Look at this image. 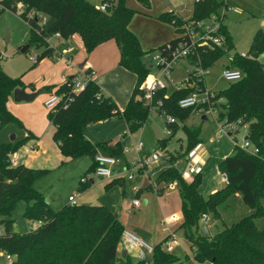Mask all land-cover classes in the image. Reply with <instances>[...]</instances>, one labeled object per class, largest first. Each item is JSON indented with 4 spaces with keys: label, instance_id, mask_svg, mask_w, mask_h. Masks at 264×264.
Here are the masks:
<instances>
[{
    "label": "trees",
    "instance_id": "trees-1",
    "mask_svg": "<svg viewBox=\"0 0 264 264\" xmlns=\"http://www.w3.org/2000/svg\"><path fill=\"white\" fill-rule=\"evenodd\" d=\"M149 6V0H138ZM109 6L105 12L88 0H2L0 15L10 10L19 12L17 5L22 3L23 11L19 15L31 23L35 20L27 17L29 12L43 13L52 17L51 24L42 32L30 28L31 42L37 48H43L38 61L50 57L57 47L49 45V38L58 33L64 40L78 33L87 53L99 44L114 39L120 50L119 64L136 75L133 94L126 107L121 111L111 97L101 94L94 79L79 92H71L69 76L56 93L69 97L67 105L58 104L49 109V118L55 130L53 139L61 154L67 158L89 156L92 159L88 171H94L95 156L98 148L84 134L91 123L123 118L129 131L140 129L148 120L153 108L165 111L175 118L185 119L195 108H181L179 100L190 92V88L175 89L166 95L165 89L158 90L151 104H143L139 96L140 85L150 72V66L143 61L142 50L136 35L129 29L128 23L134 10L127 6L126 0L103 1ZM220 3L217 0H197L194 2L193 15L184 20L178 15L164 12L160 18L175 26L177 36L159 46L161 52L166 45L174 47L179 40L181 26L188 20H203L218 14ZM35 11V12H34ZM227 39V46L207 51L199 50L202 65L211 66L220 57L230 54L233 44L231 36L223 22L219 27ZM264 52V35L256 33L247 53L232 55L231 63L243 72L240 80L229 82V86L218 92L223 99L219 104L218 119L238 126L247 125V139L259 148L257 154H250L235 144L231 155L225 156L219 163L220 171L227 174L228 182L224 187L210 193L207 197L199 191L200 178L186 183L181 172L175 167L178 159L166 158L167 165L156 177V183H181L180 198L182 222L180 228L185 232L192 257L181 259L163 248L165 238L154 246L149 264H187L193 259L198 264H264V63L260 55ZM54 55V56H56ZM195 58H192L193 61ZM36 64V63H35ZM89 71V70H87ZM23 86L21 78H12L0 70V130L11 122L19 121L7 106L9 97L17 87ZM162 105L157 107V100ZM174 124L169 127L174 128ZM188 153L197 146L200 139L199 126H184ZM174 134L172 132L170 136ZM26 140L0 144V225L4 232L0 234V253L11 255L12 264H145L144 260L133 261L131 257H120L118 245L122 239L124 226L108 207L101 204H67L54 210L45 196L33 183L43 174V169H35L23 164L13 165L10 155L15 153ZM160 147L166 148L167 140L159 139ZM100 146L107 148L106 143ZM159 147V148H160ZM113 156L123 152L118 143L109 147ZM88 180L82 184L88 183ZM19 200L27 202L24 215L38 222L36 228L27 233L12 231L11 212ZM249 209V213L226 224L214 235L199 233L200 217L204 213L214 218L222 217V210L235 214L236 202ZM240 204V205H241ZM224 212V214H225ZM227 215V214H226ZM260 221H263L260 224Z\"/></svg>",
    "mask_w": 264,
    "mask_h": 264
},
{
    "label": "rangeland",
    "instance_id": "rangeland-1",
    "mask_svg": "<svg viewBox=\"0 0 264 264\" xmlns=\"http://www.w3.org/2000/svg\"><path fill=\"white\" fill-rule=\"evenodd\" d=\"M88 1L98 6L106 0ZM107 1L113 2L115 0ZM169 1L172 2V0H149V6H145L138 0H126L127 6L135 11L129 20L128 27L138 38L141 48L145 52L143 61L148 63L149 66L153 63V56L160 51L159 46L169 41L168 39L171 40L177 36L175 26L170 21L160 18L162 13L172 9ZM227 3L229 6H237L241 10L240 14H235L231 9L225 8L223 4L218 9V15L223 16V22L227 25L230 35L233 38L235 49H231L229 53L234 54V51L239 53L247 52L256 33L261 32L264 35V13L260 14L258 10L249 7V3L243 0H227ZM252 3L256 6L253 0ZM173 5H175L174 10L177 12V15L182 19H188L193 15V0H174ZM37 15L40 16V21L36 22V24L21 17L19 12L15 13L6 10L0 15V70L12 78L23 77L31 64L29 56L40 54L43 50V48H37L31 42L30 28L33 27L36 30H40L41 27L47 28L53 19L43 13H37ZM42 16L46 18L44 22L42 21ZM166 36L169 37L157 43V38L162 39ZM25 45H29V48L25 53H22L20 49ZM260 60L264 63V52L260 55ZM227 62L228 56L225 54L210 67L209 73L204 77L206 89L218 93L229 86L230 83L220 76ZM190 69L191 66L185 61H182L175 65L171 79L164 75L162 76V79L167 85L165 88L166 95H170L182 84L183 80L187 78V73ZM155 72V68L150 69L151 74ZM41 89L44 90V88ZM139 94L142 96L143 90L140 89ZM29 103L36 104L35 99L24 102L23 104ZM142 103L145 104L147 102L142 100ZM43 109L49 123V130H46L45 135L40 138L43 139L41 148L45 150V153L35 158L28 157L26 162L22 159L21 164L29 163L30 165L26 166L44 170L43 174L34 180L33 185L45 196L54 210L61 209L67 202L70 194L75 196L76 204H89L83 202L82 199L85 193H92L96 198L95 204H102L107 197H110L111 200L115 199V203H117V212L119 213L124 210L123 213H125V208L129 209L128 202L135 194L133 186L141 187L143 180L150 179L149 176L153 172V168H156L159 162L148 163L143 172L138 171L134 164L139 160L151 156L154 152L159 154L161 163L165 162L166 158L177 157L178 159L174 162V165L181 172L183 180L186 183H190L195 176H198L200 178L198 189L204 197H207L211 192L225 185L222 180L223 174L219 168L220 161L225 156L231 155L234 151L235 144L241 145L247 136L246 124L239 125L237 129L232 130L229 126H225V119H218V110H215L212 114H205L207 119H203L204 113L200 114L195 109L183 120L177 117L175 118L176 123L172 129L174 134L169 137L167 130L171 127L167 123L168 115L160 113L161 110L152 107L147 122L140 129L134 132L127 131L128 135L124 141L127 142L126 145L130 147V150L116 155L118 162L115 166V174L118 176L101 178L94 171H88L92 163L89 156H81L74 160L64 162L60 161L59 150L52 138L53 134L51 131L53 130V125L49 121V109L45 105ZM21 113L24 115L25 121H29L30 123L38 122V114L34 111L30 112L28 109H23ZM41 114H43V111H41ZM110 121H101V123H108ZM9 124L16 126L19 132H23L26 129L21 118H19V121ZM185 125L200 127L201 141L188 153H186L187 137L183 130ZM155 127L162 133L161 138H158ZM88 128L86 127L84 131ZM13 133L16 134V132ZM10 136V134L6 135V131L1 129L0 144L9 142ZM105 139L97 138L96 140H90L97 146L98 152L103 155L108 154L105 148L100 146V144L106 143ZM159 139L167 140L166 148L160 147ZM140 141L143 145L139 151H136L134 146ZM19 151H23V148ZM21 155L23 157L25 156L24 153H21ZM191 166L197 168L196 173L191 174L189 172L188 169ZM130 175L132 176L131 178L129 177ZM117 177H123L125 180L124 185L122 186L117 183L112 185V188H107L106 182ZM83 178H92L93 183L90 184L88 182L84 185L82 184ZM169 184H161L162 187H159V194L152 190L142 189L137 197L140 199L142 206H147V209L144 208L142 211L141 207L139 213L138 210H135V212L127 213V215L130 219L133 217V222L141 224L142 232L138 233L134 231L136 235L153 246L165 238L170 239L172 236L170 234L174 233L173 240L176 239V245L171 252L181 259H186V255L192 257V252L189 242L185 237V232L180 228L182 222L180 206L181 183L174 180L172 187H169ZM168 192H170L169 195H167ZM161 202L164 205L163 209L165 212H169L170 215L176 213L179 217L178 220L171 223L172 226L170 229L164 220V214L160 207ZM240 204L237 200L236 208H234L236 209L235 214H232V208L229 212L221 209V218H214L210 214L209 234L203 233L201 229H199V233L214 235L222 230L226 224L248 214L249 209ZM26 205L27 202L25 200H19L11 212L10 218L13 220L12 231L14 232L27 233L31 231V228H36L39 225L38 222L32 224L25 217L24 211ZM262 223L263 221H260V224ZM3 232L4 228L0 225V234ZM127 251L133 261L138 260L137 255L139 254V250L137 248L128 245ZM152 256V252H146V258L148 260H151ZM8 263L7 257L4 254H0V264ZM187 264L198 263L191 258L187 261Z\"/></svg>",
    "mask_w": 264,
    "mask_h": 264
},
{
    "label": "crops",
    "instance_id": "crops-1",
    "mask_svg": "<svg viewBox=\"0 0 264 264\" xmlns=\"http://www.w3.org/2000/svg\"><path fill=\"white\" fill-rule=\"evenodd\" d=\"M173 1L174 0H172V2L169 1V4L172 7V9L171 10L169 9V11H166V12L172 11L173 13L177 15V12L174 10L175 5H173ZM243 1H245L246 3H249L250 5L249 7H253V9L258 10L260 14L264 13V0H253L256 6L253 5L252 0H243ZM226 3H227V0H226ZM193 7H194V0H193ZM233 13L240 14L241 10L239 9V12L233 11ZM227 30L229 32L228 28ZM167 37L169 36H166L162 39L157 38L156 39L158 40L157 43L161 42V40L166 39ZM168 40L170 41V39ZM231 40L233 44L232 49H235L232 37H231ZM48 41L49 43H51L52 46L57 47L56 52H58V55L60 56L58 55L54 56L56 55V53H54V55L50 57H44L43 59L38 61L36 64L31 61L29 68L24 73L23 77L21 76V79L23 82V86H21V88H24L26 92H38L37 96L34 98L36 104L34 103L33 104H30V103L23 104L24 102H28V101H16L13 97V94L9 97V100L7 103L8 109L16 117H18V119L21 118V120L24 122V126L26 127V129L23 130V132L17 131L16 126H12L10 124H7L3 128V131H6V135L8 134L12 135L14 134L13 132H16L15 134L16 137L13 142L20 141V140H26L25 141L26 143H24L15 152L16 153V164L15 165L21 164L22 159L24 160V162H26L28 157L35 158V157H38L40 154L45 153V150L41 148L43 139H40V138L45 135L46 130H49V123L46 119V113L43 108L45 105V101L48 100L53 94H56L57 88H59V86H61L65 82L62 76L69 77V76L79 74L81 71H85V70L92 71L93 79L99 85L101 94L111 97L121 111L124 110L129 99L131 98L133 91H134L135 84H136V80H137L136 75L119 64L120 50L114 39H110V40H107L99 44L90 53L86 52L82 38L78 33L73 34L68 39L64 40L63 42H61L60 40L52 36L49 38ZM150 44L152 45V43ZM67 47L71 48L70 52H67ZM248 51L245 53L247 54ZM235 52L237 51H234V53ZM232 55L233 54L231 53L227 54L228 56L227 64L229 63V60ZM227 64H225V66H227ZM41 88H44L45 91L42 90ZM43 91L45 94L43 93ZM136 98H138V96ZM23 109H28V111L30 112L34 111L35 113H37L38 122L30 123L29 121H25V117L21 113V110ZM41 111H43V114H41ZM110 120H109L110 122L108 123H101V122L91 123L88 126L89 130L87 129L86 131H84L85 136L89 138V140H96L97 138L98 139L106 138L105 142H106L107 148H105V150L108 152L107 155H111L109 147L110 148L115 147L118 143L122 144L123 146L126 145L127 142H125L124 140L127 138V135H128L127 131H129L128 124L123 118L116 117ZM11 123H14V122H11ZM51 125L53 124L51 123ZM155 129H156L158 138H161L162 133L156 127ZM54 130H55V127L53 125V130L51 131L52 134L54 133ZM52 138H53V135H52ZM54 142L57 145V148L59 150V156L61 157L60 161L64 162V161L76 159V158L64 157L61 154L58 144L56 143L55 140ZM22 148H23V151H19ZM129 148L128 150H130ZM21 153H24L25 156L23 157ZM97 154H101V153L97 152ZM91 162H92V159H91ZM23 165H30V164L24 163ZM165 167L166 166H164L163 162L161 163V160H160L159 165H157L156 168H153V172L149 176L150 179L143 180L141 183V187L133 186V191L135 194H134V197L128 202L129 206H130L131 201L134 198H138L137 196L141 193L142 189L149 190V191L152 190L156 192L157 194H159L160 192L159 187H162L161 184H166V183L164 182L157 183L158 188H156V190L153 188L152 183L155 182L156 177ZM87 180L90 182V184L93 183L92 178L87 179ZM124 182L125 180L123 179V177L121 178L117 177V178L107 181L106 187L110 188L112 185L117 184V183L123 186ZM169 194L170 192H168L167 195ZM69 196H72V195L70 194ZM82 201L87 202L89 204H95L96 198L93 196L92 193H85ZM68 203L69 202L67 199V202L65 203V205H67ZM101 205H105L113 213L116 212L115 214L117 215L118 219L124 226V229L130 230L132 232L134 231L138 233L142 232V229L140 227L141 224L133 222V217L130 219L127 213H133L135 212V210H138V213H139L141 211L140 209L141 207L143 211L144 208L147 209V206L143 207L141 203L140 206L137 209H135L133 212H129L128 208H125V213H123L124 210L118 213L117 203H115V199L111 200L110 197H107ZM160 207L164 214V220H170L171 215L169 212L164 211L163 209L164 205L162 202L160 204ZM173 214H176V213H173ZM33 223L34 222H32V224ZM171 223L172 222L170 221L168 222L167 227H169V229L172 226ZM118 255L120 257L129 256L128 251H127V245L123 241L120 242L118 245Z\"/></svg>",
    "mask_w": 264,
    "mask_h": 264
},
{
    "label": "built area",
    "instance_id": "built-area-1",
    "mask_svg": "<svg viewBox=\"0 0 264 264\" xmlns=\"http://www.w3.org/2000/svg\"><path fill=\"white\" fill-rule=\"evenodd\" d=\"M2 0H0L1 2ZM197 0H194V2ZM220 5L223 4L225 8L231 9L234 12H239L238 7H232L229 6L226 3V0H217ZM109 6L108 2L101 3L99 5V9L103 12L107 10V7ZM17 9L19 12L23 11V5L22 3H19L17 5ZM27 17L30 20H35L36 22L40 21V16L36 13L29 12L27 14ZM42 21H45V16H42ZM37 19V20H36ZM186 20V19H184ZM223 23V16H219L218 14L212 15L209 18L203 19V20H188L183 23L181 26V32L178 33V36L180 37L178 40V43L171 47L170 44L166 45V50L164 52L159 51L157 54H155L152 58L153 63L150 68H155L156 72L154 74H151L150 72L148 75H146V78L140 85V89L143 90V95L141 96L139 94L138 98L139 100H144L147 103L145 104H151L154 94L161 89L166 88V83L162 79V76H166L171 79L172 71L178 63L185 61L191 66V69L187 73V78L183 80L182 84L178 87V89L183 87L190 88V92L182 97L179 100V106L181 108H195L197 109L200 114H212L215 110L218 109V105L223 102L222 98H219L217 96V92L210 91L206 89L205 83H204V77L207 73L210 71V66L205 67L202 65V60L199 55V50L207 51L215 48H223L225 49L227 46V39L226 36L219 31V27ZM45 30V28L41 27L39 32H42ZM52 37L60 40L61 42L64 41L60 37L58 33L53 34ZM50 46L51 43H49ZM71 48L67 47V52H70ZM241 56H247L245 52L239 53ZM57 56V55H56ZM60 56V55H58ZM62 56V55H61ZM30 60L33 63H37L38 56L37 55H30ZM192 58H195L193 61ZM69 60V59H68ZM232 56L229 60V63L227 66L223 67L221 71V78L224 79L227 82H234L237 80H240L243 77V72L238 67H235L231 63ZM63 79L66 81L69 79L68 76H62ZM93 79V72L92 71H81L79 74L74 75L73 78L70 79L71 82V92H79L80 90H83L88 81ZM69 97L65 98L62 95L59 94H53L48 100L45 101V106L48 109H52L55 106H57L60 103H63V105H67L69 102ZM157 107H160L162 105V99L157 100ZM160 113L167 114L165 111H161ZM168 115V126L170 124H174L175 117ZM225 126H229L232 130L237 129L238 125L236 123H227L225 119ZM222 127H224L222 125ZM173 132L172 128H169L167 130V134L171 135ZM143 143L140 141L137 144H135V150L138 151L142 147ZM238 145V144H236ZM239 148L243 149L247 153L250 154H257L259 152V148L255 146L252 142H250L248 139H245V141L238 145ZM128 146H123V151L128 150ZM162 158V157H161ZM10 161L13 165L16 164V153H13L10 155ZM160 162V156L157 152H154L151 156H148L142 160H139L137 163L134 164V166L137 168L138 171L143 172L144 169L147 167V164L150 162ZM95 170L94 173L101 177V178H112L115 176H118L115 174V166L117 165L118 160L113 155H102V154H96L95 156ZM189 172L191 174H194L197 172L196 167H189ZM222 180L226 184L228 182V177L226 173H223ZM132 177L131 175L129 176ZM87 179L83 178L82 182ZM153 188L156 190L158 188V185L156 182L152 183ZM169 187H172V182H170ZM68 204L70 205H76V198L75 196H69L68 198ZM141 204V201L139 198H134L129 206V212H133L135 209H137ZM179 217L176 214H172L170 216V220H165V222L168 224V222H173L175 220H178ZM209 220H210V214L204 213L200 217L199 225L200 229L205 234H209ZM172 235L170 239L165 241L163 243V248L166 251H172L176 245V239L174 238V233L170 234ZM124 242L127 246L135 247L139 250V254L137 255V258L139 260H144L145 264H149V260L146 258V252H154V246L142 238H140L138 235H136L134 232L124 229L122 233V239L121 242ZM4 254L9 263H13V259L11 255Z\"/></svg>",
    "mask_w": 264,
    "mask_h": 264
},
{
    "label": "water",
    "instance_id": "water-1",
    "mask_svg": "<svg viewBox=\"0 0 264 264\" xmlns=\"http://www.w3.org/2000/svg\"><path fill=\"white\" fill-rule=\"evenodd\" d=\"M37 20V19H36ZM29 48V45L23 46L20 51L25 53ZM151 67V66H150ZM38 92H26L24 88L17 87L13 91V97L16 101H31L37 96ZM203 119H206V116H203ZM15 134L10 136V141L13 142L15 140ZM247 139V136L245 137ZM117 216V215H116ZM126 253V252H125ZM124 253V254H125Z\"/></svg>",
    "mask_w": 264,
    "mask_h": 264
}]
</instances>
